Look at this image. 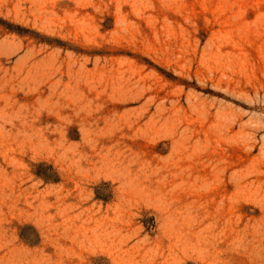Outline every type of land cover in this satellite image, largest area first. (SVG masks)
I'll use <instances>...</instances> for the list:
<instances>
[{
  "label": "rangeland",
  "instance_id": "1",
  "mask_svg": "<svg viewBox=\"0 0 264 264\" xmlns=\"http://www.w3.org/2000/svg\"><path fill=\"white\" fill-rule=\"evenodd\" d=\"M0 264H264V0H0Z\"/></svg>",
  "mask_w": 264,
  "mask_h": 264
}]
</instances>
